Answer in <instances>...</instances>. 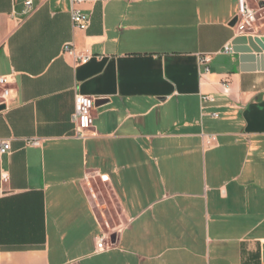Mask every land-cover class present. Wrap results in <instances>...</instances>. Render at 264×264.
Listing matches in <instances>:
<instances>
[{
  "label": "crops",
  "instance_id": "0c3cea01",
  "mask_svg": "<svg viewBox=\"0 0 264 264\" xmlns=\"http://www.w3.org/2000/svg\"><path fill=\"white\" fill-rule=\"evenodd\" d=\"M26 1L0 0V264H264V59L224 52L240 0Z\"/></svg>",
  "mask_w": 264,
  "mask_h": 264
},
{
  "label": "built area",
  "instance_id": "2783aa9c",
  "mask_svg": "<svg viewBox=\"0 0 264 264\" xmlns=\"http://www.w3.org/2000/svg\"><path fill=\"white\" fill-rule=\"evenodd\" d=\"M78 0H72L75 3ZM34 10L33 0H27L25 2L24 14L29 15ZM73 21L76 27L80 29H87L90 24V15L79 8H73L72 12ZM264 22V4L258 7H252L249 5L248 0H240V7L235 16V27L240 35L245 36H259L256 27L259 23ZM64 51L66 53L73 54L75 57L79 58L81 61L86 62L91 57L92 54L86 53L84 55H77L75 50L72 48L71 43H66L64 46ZM224 52H233L232 45L227 44L224 47ZM202 63H208L210 59L208 57H203L201 59ZM209 68H207L208 70ZM15 83V72L7 75H0V88H1V98L0 107H7L11 97L12 85ZM227 86V85H226ZM203 101L211 100L213 97L203 96ZM94 108L95 102L92 97L78 94L75 98V111L72 116V121L75 126V132L78 137L86 138L90 135V131L94 128ZM203 139L205 145L212 146L215 145L217 141V136L215 134H204ZM32 145H39L41 143L40 139H31L29 141ZM12 146L10 141L2 140L0 141V160L2 156L11 153ZM2 180L4 183H8L10 176L7 172L2 173ZM104 224L106 231H104L97 238V250L107 251L114 244L113 235H118V231H114L109 222L104 219Z\"/></svg>",
  "mask_w": 264,
  "mask_h": 264
},
{
  "label": "water",
  "instance_id": "95a60500",
  "mask_svg": "<svg viewBox=\"0 0 264 264\" xmlns=\"http://www.w3.org/2000/svg\"><path fill=\"white\" fill-rule=\"evenodd\" d=\"M234 54L238 55V60L243 67L247 62H255L258 59H264V35L245 36L239 35L232 41ZM113 235V240H115Z\"/></svg>",
  "mask_w": 264,
  "mask_h": 264
},
{
  "label": "rangeland",
  "instance_id": "374dc122",
  "mask_svg": "<svg viewBox=\"0 0 264 264\" xmlns=\"http://www.w3.org/2000/svg\"><path fill=\"white\" fill-rule=\"evenodd\" d=\"M95 188H96V190L99 192L100 190L98 189V187L95 185ZM102 190H104V191H106L107 192V190H106V188H102ZM116 212H115V209H114V214H115ZM116 215V214H115ZM116 217V216H115ZM110 221L112 222V225H114V221L112 220V219H110ZM116 221L118 222V218H116Z\"/></svg>",
  "mask_w": 264,
  "mask_h": 264
}]
</instances>
